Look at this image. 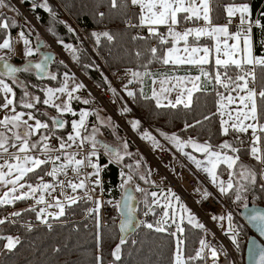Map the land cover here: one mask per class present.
I'll return each instance as SVG.
<instances>
[{"label": "snow or ice", "instance_id": "1", "mask_svg": "<svg viewBox=\"0 0 264 264\" xmlns=\"http://www.w3.org/2000/svg\"><path fill=\"white\" fill-rule=\"evenodd\" d=\"M128 3L129 0H121L124 8H127ZM210 3L211 0H130L132 6L139 8V13L136 14L139 23L138 25H131V21H128L129 24L134 27L146 28L149 34L148 37L137 35L133 39L147 40L151 37L158 41L160 47L152 46L150 48L151 58L148 60V64L156 61L174 67L187 65L195 67L199 72L198 75L194 76H168L165 74L159 81L153 79V84L157 82L160 84L159 92L153 88V98L156 100L158 107L171 106L172 108H176L182 105L185 108H189L191 107L193 94L206 91L203 82L206 81L213 84V92L216 97V112L212 113L211 116L218 115L220 117L222 135L247 133L251 130V142L246 150L247 154L264 165V123H261V120L264 119V113L260 111L257 103L258 99L264 103V76L261 78L260 89L257 91V76L255 71L257 66L264 67V55L257 56L254 54L251 34L253 24L260 26L262 29H264V25H261L260 19H256L255 21L250 20V8L247 3L227 4L224 7V11L228 23L222 25L214 24ZM111 6L116 8L118 6L117 0H111ZM5 7H8L6 0H0V8ZM32 7L34 9L41 7L50 10L47 0L39 4L33 3ZM237 14H239L240 23L237 25V31L231 33L229 26L232 23V18ZM103 15V13H100L101 17ZM182 20H203L204 23L202 26L185 27L182 31H179L177 30V26ZM160 26H165L166 32H161ZM9 27L10 24L6 21V18L0 14V29H7ZM92 35L96 37L97 43H99L101 36L106 37L109 41L113 39L112 35L108 32H94ZM19 36L23 39L25 45L24 55L31 56L34 49L28 47L29 40L24 36L23 32ZM202 38H207L213 43L202 44ZM229 41L233 42L229 43ZM261 43H264V41H261ZM64 47L73 53L74 59L77 58L75 56L76 49L72 45L66 44ZM0 49L11 50L9 38H3L2 42H0ZM140 55L141 53L138 52L137 56ZM50 59V56L43 53L40 63L32 65L31 62H28L21 69L13 66L5 56H0V66L3 69L0 70V93L5 94V102L0 104V108L7 109L13 105L14 100L9 98V94L15 95L13 88L5 82L3 77H11L13 78V82H15L17 72L29 71L33 67L43 74L46 72L47 63ZM143 67L145 69L143 72L132 69H128L127 72L136 80L154 75L148 71L147 64L143 65ZM56 78L55 75L51 76L53 80ZM129 83H132V80ZM189 84L191 85L190 87H188ZM81 87H83L82 84H77L69 91L67 73H65V80L60 88H48L45 90L46 98L43 103L54 107L62 116L63 113L72 111L69 101L73 98L79 99V97H73V93ZM220 89L224 91H220ZM112 91L115 90L112 89ZM173 91L177 93L174 101L169 98ZM57 92L67 93L68 100H65L62 104H56L54 101L57 98ZM127 94L129 96L134 95L132 91H128ZM29 95L27 91L24 92V97H28ZM33 99L38 100L39 98L33 97ZM162 99L167 100L166 105L162 104ZM20 103L28 109L34 107L33 103L27 102L23 98ZM84 103L88 104L89 101L85 100ZM123 111H128V109L125 108ZM12 113V115H5L3 119H0V159H3L4 155L11 157V159H3V163L0 164V184L13 186L8 192H5L3 197H0V205L11 204L18 200L35 197L38 194L36 204H44L47 207H40L37 211L33 206L26 209V211L35 212L37 220L41 222L46 223L49 217L58 218L63 216L66 206L76 204L78 200L92 199L87 191L88 183L91 182L98 186L100 184L99 174L102 170L101 166L93 159L97 157L98 148H102L110 157V163H120L125 156L132 155V153L127 151V141H123L117 146L100 141L97 139L99 129L95 125H93L91 132H88L86 120L90 113L87 111L82 110L79 113V119L71 122L72 131L68 134L67 138L57 137L58 147L50 145L49 133L55 136L54 129L65 127V121L60 116L51 118L50 127L48 122L37 119L32 112H19L13 107ZM25 115H27L28 119H23ZM211 116H205L204 120L210 119ZM29 121H34V123H29ZM101 123H104V121H101ZM130 123L135 130L139 127L140 122L134 120ZM200 123L201 121H196V124ZM193 126L186 124L185 128ZM41 130L44 131L42 132ZM37 135H39V139L34 140L33 137ZM141 135L142 139L151 142L154 148L160 147L159 141L150 132L144 131ZM161 135L174 145L177 151L187 157L198 170L205 172L221 195L232 196L234 194L235 200L241 201L245 199L242 193L249 191V185L255 184L256 173L248 165L241 162L240 149L234 147L228 140H224L219 145L214 146L207 141L199 143L191 138L183 140L175 133L171 135L161 133ZM235 138L239 140V136ZM240 143L243 144V141H240ZM74 146L86 149V152L81 154V152L71 151ZM186 147H191L195 152L202 153L203 159H198L192 153L185 151ZM9 148H15L16 151L9 153ZM54 153L56 154L54 155ZM140 163L141 161L135 162L136 168H139ZM49 164H51V168L45 174L53 179H56L60 175L67 177L69 171L73 173L72 177L61 180L58 183V187L65 196L64 201L53 198L55 202L49 203L46 200L45 194L51 195L49 190L55 191L56 186L45 182L43 177H40V183L36 186L27 184L28 191H21L20 195H13L16 192V185H19L21 190L25 188V184L20 183V181L29 173H35L37 169H42V167ZM221 166H224V172H226L228 177L227 180L221 179V176L224 174V172L220 171ZM104 167H107V165ZM126 167L130 170L133 169V165H126ZM84 168H92L93 172L82 176L81 172ZM237 168L239 171H237ZM92 176H95L96 179L90 181V177ZM121 176L125 177L120 185L124 189L123 216L119 224V243L116 244L111 252L114 261L121 259V245L125 243V233L135 224L136 210L131 204L135 198L126 187L132 180V176L127 175L123 171H121ZM140 178L147 182L145 176H141ZM261 178L264 179V171L261 172ZM65 188L70 189L73 194L77 193V190H84V196L67 195L63 192ZM262 188H264V185H262ZM92 190L94 191L95 189L93 188ZM136 191L144 192L145 190L137 186ZM150 195L153 198V204L160 203L156 192H152ZM202 195L207 198L210 193L205 191ZM173 200L179 206L181 221L186 219L190 225L197 229H204L205 227L180 202V198L169 189L164 196L163 213L156 222L155 230L157 232H166L169 220L176 224V231L171 233L173 237L177 238L171 264H196L197 261L204 260L209 256L214 262L218 255V249L213 247L205 238L199 240V247L195 249L194 255H185L186 241L177 235L179 233L182 236L185 229L180 223H176V205L173 204ZM95 203L97 207L90 209L89 212H99L100 201L96 200ZM117 206H120V202H117ZM243 206L247 208V204ZM52 207L58 209V212L50 213L47 211V208ZM12 215L18 217L20 213L15 212ZM247 218L258 229L260 235L264 236V210L253 208ZM6 219H0V224L5 223ZM213 219L228 220L232 243L238 246L236 231L232 227V215L229 213L226 216H214ZM97 226L99 227L98 218ZM146 226L149 229L154 227L151 223ZM28 227L30 230L31 225H28ZM0 239L6 241L4 248L8 250L15 248L20 242L19 237L13 236H0ZM97 243L99 247V235ZM249 253L252 264H264V246L252 241ZM96 264H103V257L101 255L96 256Z\"/></svg>", "mask_w": 264, "mask_h": 264}, {"label": "trees", "instance_id": "2", "mask_svg": "<svg viewBox=\"0 0 264 264\" xmlns=\"http://www.w3.org/2000/svg\"><path fill=\"white\" fill-rule=\"evenodd\" d=\"M58 3L60 9L71 17L74 24L79 28H83L88 40L91 41L93 48L97 53L101 55V60L104 66L108 69L114 77L118 78L121 70H138L145 71L143 65H148V71L153 73V77L167 74L168 76L173 75H187L193 74L198 75V70L193 66L175 67L172 70L167 69L164 64L154 61L148 64V60L151 58L150 48L152 46L160 47L158 41L155 38L149 37L145 39H133L137 35L134 34V30L128 29L125 26V21L130 18L134 23L138 22L137 15L134 9L124 8L121 4V0H117L118 6L113 8L111 6V0H53ZM44 0H21L23 9L33 18L36 25L45 31L47 37L51 42H61L63 44H70L76 49L75 56L69 50L65 53L68 57L66 58L75 67L76 71L83 75L89 84L93 88L102 90L105 88V82L101 79L97 68L93 66V62L90 54L87 50L79 44L68 28H65L59 18L62 15L55 8L51 1L47 0L48 8L46 10L41 7L33 8V3H43ZM8 7L0 8V14L10 24L7 29H0V42L3 38L11 37L17 29L23 31L25 37H36L34 31L26 29L28 23L25 17L21 16L20 11L14 4H11L6 0ZM229 3L243 4L247 3L250 8V18L260 19L261 25H264V0H211L210 7L212 8V21L214 24H224L227 21L224 7ZM13 13V14H12ZM103 13V17L100 16ZM14 22V25H13ZM108 32L112 35L113 39L109 41L106 37L101 36L99 43H97L96 37L93 33ZM252 41L253 51L257 56L264 55V29L260 26L253 25L252 27ZM205 40H201V43ZM141 53L137 56V53ZM13 64L24 63L22 60L17 58L10 59ZM51 70L55 74L56 82H51L50 86L56 88L59 84H63L62 77L67 73L71 72V69L61 63L58 58L51 65ZM257 76V91L260 89V82L262 76H264V67L257 66L255 68ZM33 71H22L19 72V78L25 83L26 87L30 85H36L38 90L37 108L40 110L46 109L43 104L44 95L42 92V85L48 83L45 80H37ZM128 78L134 79L128 72ZM150 77H143L142 79L135 82L133 89V96L127 95L128 104L131 106L130 110L124 111L123 113L129 119V123L134 120H138L139 127L133 129L137 134H142L144 131L150 133L155 132L156 135L161 133H175L183 140L189 138L196 140L199 143L209 142L212 145H219L224 140H228L232 145L240 149L239 155L241 162L248 165L256 173V182L254 185H249V191L242 193L247 202H250L254 206L264 207V188L260 178L257 177L256 170L259 168L257 162L247 154L248 147L245 145V140H237L236 133H230L228 135H222L219 124V116H211L212 113L216 112L215 104V93L213 92V84L203 82L206 87L204 92H196L193 94L191 107L185 108L183 106H177L176 108L162 106L158 107L154 103L153 99L149 96L148 91ZM11 85V84H10ZM219 87V86H217ZM14 104L13 107L17 110H22L25 113L32 112L33 115L41 121L48 122L51 127V121L48 117L42 114V112L34 109H24L18 104L17 98L20 94V90L13 87ZM36 89V88H34ZM220 91H224L220 89ZM73 97H79V99H71L69 105L73 108V113L63 114L60 117L65 121V127L62 129H54V138L58 142L57 137L68 136L70 133V122L72 119L77 118L76 113L82 110L84 107H90V100L85 94L77 93ZM85 98L89 103H81L80 100ZM2 100L0 98V104ZM260 111L264 113V103L259 99L257 100ZM205 116H211L210 119L204 120ZM196 121H201L200 124H196ZM264 123V119L261 120ZM111 128L117 131L116 126L113 125L112 120L110 121ZM194 125L193 127L185 128V125ZM131 125V123H130ZM103 127V126H102ZM103 130L105 127H103ZM109 132V131H107ZM106 133V132H105ZM117 135L120 136L119 131ZM51 134V133H49ZM111 132L106 134V138H110ZM39 137V135L34 136ZM33 137V138H34ZM243 141V144L240 143ZM130 147L132 145L128 142ZM231 154V153H230ZM46 167L37 169L35 173H29L24 179L26 182L33 185L34 181L40 176H44ZM223 168L220 169V171ZM238 170V168H237ZM104 171V170H103ZM223 172V171H222ZM118 171L113 165L107 167V171H104V176L107 178L108 183L104 184L105 189L112 188L116 181V175ZM150 182V180H149ZM150 186L152 183H149ZM148 184V185H149ZM148 192H151L148 191ZM146 196V203L144 201V207L147 210L149 216V222L154 225L152 229L146 226H140L134 235L125 238V243L121 245V259L114 261L111 256L112 250L116 244L119 243L120 233L117 228V219L119 211L115 208L109 226H97L94 218L88 220H79L87 208V204H80L77 202L73 206L65 210V214L59 218V221L66 218V215L70 216L71 220H77L75 227L67 223L53 224L51 228L36 226L30 230H22L15 234L19 237V243L15 248L8 250L5 249L3 239H0V264H96V256L101 255L103 257V264H171L173 252L175 250V237L171 235L174 232L172 226H167L166 232H157L155 230L156 222L160 215L161 209L156 206H151L148 194ZM112 200H119L120 197L113 190L110 195ZM235 195L224 196L225 204L231 209L233 205H238L244 201H234ZM26 203L25 200H18L14 207H20ZM4 207L0 206L2 211ZM136 215L139 218L140 209L137 204ZM151 209V210H150ZM237 211V209H236ZM23 213L31 215L29 211H23ZM239 217V215H238ZM240 218V217H239ZM241 219V218H240ZM88 221L90 222L88 224ZM61 223V224H60ZM234 223L240 231L241 242H238V258L242 264L243 248H245V241L251 232L242 225L238 218L234 219ZM185 229L183 235L180 238L185 239V255H194L195 249L199 247V240L201 239V229H197L190 225L185 220L180 223ZM14 227L6 223L0 224V236H9L13 234ZM99 235V247L97 243V237ZM240 255V256H239ZM196 264H205L204 260L197 261ZM206 264H231L229 258H223L219 262H207Z\"/></svg>", "mask_w": 264, "mask_h": 264}, {"label": "built area", "instance_id": "3", "mask_svg": "<svg viewBox=\"0 0 264 264\" xmlns=\"http://www.w3.org/2000/svg\"><path fill=\"white\" fill-rule=\"evenodd\" d=\"M11 1L13 4H15L16 8L20 11V14L22 13V15L24 16H28L29 14L23 9V5L21 4V0H8ZM49 1H53V0H49ZM20 4H19V3ZM54 2V1H53ZM128 7L129 9H134L135 12L139 13V8L138 7H134L130 4V0L128 3ZM59 10V14L62 15V18L65 23H62L64 25L65 28H68L70 30V32L72 33L73 37L75 38V40L81 44L88 52V54H90L91 59L93 61V65L94 67H96L99 75L101 76V79L104 80L105 82V88H103L102 90H100L101 94L98 93L97 97L101 98L102 96H110L113 95V92L111 91L112 87H117L116 85V80L114 79V76L107 71L108 69L106 68V66L103 65L102 60H101V55L98 54L96 52V50L93 48L92 43L89 42V40L87 39V35L84 31L83 28H79L78 26H76L73 22V20L71 19V17L67 14H65L63 11L60 10V8H58ZM21 15V16H22ZM23 16V17H24ZM250 18V17H249ZM253 19V18H252ZM250 18V20H252ZM128 21H131L130 18H128L125 21V26L128 29H133L135 30L136 35H140V36H144V37H148V31L146 28H142V27H134L131 25H138L139 22L134 23L133 21H131V25L129 24ZM252 21H255L252 20ZM228 23V20H227ZM240 20H239V14H237L235 17L232 18V23L229 26V31L231 33H235L237 31V25H239ZM185 27H198V26H202L203 25V21L199 20V21H185L184 22ZM255 25V24H253ZM184 27V28H185ZM167 29L165 28V31ZM177 30L181 31V28H178L177 26ZM20 29H17V31L11 36L9 37L11 44L13 45V47H11V53H12V57H16L17 59L19 58V55H24V50H25V45L24 43L21 41L20 36H19ZM19 39V40H18ZM66 45V44H64ZM64 45H60L61 48L66 49L64 47ZM52 51H55L53 49H51ZM56 53V51H55ZM128 72L127 70H121L119 77H118V87H121L123 84L124 89L128 90V91H132L135 87V82L130 79L127 78ZM132 80V83H129V81ZM127 86V87H125ZM108 98V97H106ZM96 101V100H95ZM93 99H92V103L96 104ZM108 104L112 103L113 101L111 100H107ZM114 103V102H113ZM105 103L104 108L107 107L108 109H110V106ZM106 110V108H105ZM107 111V110H106ZM108 112V111H107ZM109 115V113H108ZM121 122L120 119H118L117 123ZM119 124V123H118ZM106 134H108L106 132ZM50 139H49V143L52 147H58V142L56 141V139L54 138V136H52L51 134H49ZM236 136H239L240 139H244L245 140V145L247 147H249L250 142H251V134L250 133H236ZM159 144L160 147H156L154 148L152 143L151 144H146L143 141L137 139H134L133 142L135 144H137V147L143 152V155L146 156V161L148 163V165L150 167H152V169H154V171H156L154 173V175L152 176V181L153 184L151 187L156 188L160 185H164V181L168 182L169 187H171L172 190H174L175 192L181 194L183 196V198L185 200H187L188 202H190L189 198L192 197V194H196L198 195L197 199H195L192 203V205L196 208H198V212H200L201 216H202V220H203V225L205 226L204 229H201V233L202 236L201 238H205L213 247L218 249V255L217 258L215 259L214 262H219L221 259L223 258H229L230 262L232 261L231 258V253L232 251L230 250L231 248L229 247V245H227L226 241H225V237H224V233L222 232L221 229H217L216 227H214V225L212 224L211 219H213L214 216L219 217L222 216L221 213V209L222 207H224L225 211H230L228 208V206L223 205V203L218 199L216 200L214 198V196H212L211 194L205 198L200 192H205V190H203L202 188H200V186L198 184H200V180L197 179L196 174L193 172V170L191 168H189L181 159V157L179 155H177L169 146V144L167 142H162L160 140ZM72 151H77V152H81V154H84L86 152V149H74ZM35 154V153H34ZM56 153H54L55 155ZM7 155H4L3 159L6 158ZM79 158V157H78ZM3 159H0V164L3 163ZM95 162H97L100 166H101V171L99 174V179H100V184L94 185L93 183L89 182L88 183V193L89 195L92 197V199L87 200V199H81L78 200V202L80 204L86 203L87 204V208L84 210L81 220H88L89 218H94L96 220L97 223V218L99 220V225L100 226H109L111 223V220L113 219L112 214L116 208L115 205H113V203L116 202V200H112L110 195L112 193V191L114 190L118 196H120L123 192L124 189H122L120 187L123 179L125 177L121 176V171H123L124 173H126L128 175V173H130L129 170H123L120 166L117 165L116 162H109L110 161V157L104 152V150L102 148H98V152H97V157L93 158ZM258 164L260 165L258 170H257V177L261 178V172L264 171V166L261 165L259 162ZM105 165H107V167L109 165H113L116 170L118 171V174L116 175V181H115V185L112 186V188H108L105 189L104 184H107V178H105L104 171H107V167H104ZM51 168V164L47 165L46 167V171H49ZM104 170V171H103ZM89 172H93L92 168H84L82 169L81 175L83 176L86 173ZM44 173V174H45ZM73 176V173L71 171L68 172V176L65 177L64 175H60L58 176L56 179H53L52 177L47 176L46 174L43 177V180L45 182L48 183H52L54 186H56V190L52 191L51 189L49 190L51 192V195H48L47 193L45 194V198L49 203H54V199L53 198H58L61 201L65 200V196L64 194H62V190L58 187V183L61 180H65L66 178H70ZM155 176L159 179V182H157V180H155ZM154 177V178H153ZM96 177L92 176L90 177V181L95 180ZM36 182L39 184L40 183V176L36 179ZM155 183V184H154ZM132 185V189L137 193V196L139 197L138 200V206L140 209V213H139V218L138 221L141 223L140 226H146L147 224H149V216L147 214V210L144 207V201H143V196H142V192L140 191H136V185L130 183ZM139 187L141 189H144V185L139 184ZM95 189L94 191L92 189ZM200 191V192H199ZM64 193H66L67 195H79L81 197L84 196V190H77V193L73 194L71 192L70 189L65 188L63 190ZM36 198H38V194L35 197H32L30 199H28V201H26L24 206L21 207H8V209H5L2 213V215L0 214V219H5V223L8 225H11L14 227V233L17 234L19 232H21L22 230H29L28 225H31V229L35 228L36 226H41V227H46V228H51L52 225L54 224H59L58 222L61 223H67L69 225H72V227H75V222L77 220H71L69 215H66L65 219H62L61 221H59V218L61 217H49L47 219V222H41L40 220H37L36 218V214L33 211H29L31 213V215L28 216V214L23 213V211H25L26 209H29L31 207H35L36 210L38 211L40 207H47L44 204H40L37 205L36 204ZM152 199V197H151ZM150 199V200H151ZM99 200L100 201V205H99V212H89L90 209H95L97 207L95 201ZM74 205V204H73ZM71 205V206H73ZM71 206H66L65 210ZM47 211L50 213H56L58 212V209H56L55 207L52 208H47ZM15 212H19L20 216H13L12 213ZM208 217H211V219H209ZM215 221L216 224H222L224 222V220H219V219H213ZM60 223V224H61ZM90 222L88 221V224ZM243 225V224H242ZM244 226V225H243ZM147 227V226H146ZM246 227V226H244ZM247 228V227H246ZM240 238V237H239ZM242 238H240L241 242ZM238 248V246H237ZM237 257H238V253H237ZM240 260V259H239ZM207 262H213V260L211 259V257H207L206 259H204V263L206 264ZM240 262V261H239ZM241 264V263H240Z\"/></svg>", "mask_w": 264, "mask_h": 264}, {"label": "rangeland", "instance_id": "4", "mask_svg": "<svg viewBox=\"0 0 264 264\" xmlns=\"http://www.w3.org/2000/svg\"><path fill=\"white\" fill-rule=\"evenodd\" d=\"M18 1V0H17ZM11 4H13L11 1H9ZM19 3V2H18ZM51 3H53L54 4V6H55V8L57 9V10H59L58 8H60V6H59V4L58 3H56V2H51ZM20 4V3H19ZM15 5V4H14ZM61 10V9H60ZM62 11V10H61ZM13 14V13H12ZM21 15H22V13H21ZM22 16H24V15H22ZM27 20V24H26V29H31V30H33L34 31V34H36V37H32V38H27L28 40H29V45H28V47H31L32 49H34V52H33V54L31 55V56H25V55H19V60H22L23 62H26V61H29V59L30 58H35V59H38V53H37V49H36V46L38 45V41H40L41 39H43V42H45V45H44V49H47V50H51V49H53V50H55L56 51V55H58L59 57H57L58 59H59V61H61V63H63L64 65H66L67 67H69L70 69H71V72L69 73V75H67V79L69 78V76L72 74L73 76H72V78H71V80H72V82L69 84V86H68V90L69 91H71V89H72V87H75V85H77V84H82L83 85V87H81L78 91L79 92H77V93H83V94H85V95H87V97L89 96V99L91 100V102H92V99L96 102V104L97 105H99V106H101L102 108H103V110L105 111V113L108 115V113H109V118H112V123H113V125L114 126H116V128H117V131H119V135L120 136H118L117 134V131H114V129H113V127L109 130L108 129V127L107 128H105V129H107V130H105L104 132H107V131H109V132H111L112 134H111V136H110V138H109V140L111 141L112 139H116L115 141H116V144H118V145H120L123 141H127V143L129 142L131 145H132V147H130V145L128 144V149H127V151L128 152H130V153H132V155L131 156H125L124 157V159H123V161L122 162H120V163H118L119 164V166L123 169V170H129L130 171V173H128V175H131L132 176V180L129 182V184L130 183H132V184H134V185H136L135 187H137V186H139V184H142V185H144V192H142V196H143V198H145L146 199V193L148 194V196H149V192L148 191H150V190H152V192H156L157 194H158V199L160 200V203L159 204H153L152 203V199H151V196H149V201H150V203H152V205H154V206H156V207H158V208H161L162 210H163V204H164V196L167 194V192H168V190L169 189H171V187H169V186H167L168 185V182H165L164 181V185H160L159 186V188L158 187H156V188H153V187H151L150 188V182L152 181V176L154 175V173L156 172V171H154V169H152V167H150L149 165H148V163H147V159H146V156H144L143 155V152L137 147V144H135L134 142H133V140L134 139H139V140H141V141H143L144 143H146V144H151V142H149V141H147V140H145V139H142V135L141 134H137V132H134L133 131V128H132V126L130 127V125H129V123L127 122L128 121V118H127V116L123 113L124 111H123V109H125V108H127V109H129L130 110V108H131V106L128 104V100H127V98H126V96L128 95L127 93H128V90H126V89H124V87H123V84H121L122 86L121 87H118V78H116V77H114V79L116 80V85H117V87H112L111 88V91H112V89H114L115 91H112L113 92V94H114V98H111L112 97V95H110V96H102L101 95V98L100 97H97V95H98V93L99 94H101L100 92V90L99 89H97V88H93L89 83V80H87L83 75H81L79 72H77L76 71V69H75V67H73L72 66V64L69 62V60H67L66 58L68 57L65 53L68 51V49H63V48H61V46L60 45H64L63 43H61V42H51V40L47 37V35L45 34V31L43 30V29H41V28H39V26L38 25H36L35 24V22H34V20H33V18L32 17H28V16H24ZM59 20H60V23L62 24V23H65V21L63 20V19H60L59 18ZM203 21V20H202ZM204 23V22H203ZM66 24V23H65ZM63 25V24H62ZM64 26V25H63ZM21 32H23L22 30H21ZM20 34V33H19ZM134 34H136L135 33V30H134ZM19 39H21V38H19ZM18 39V40H19ZM87 39H88V37H87ZM21 41L23 42V39H21ZM89 42H91V41H89ZM204 42V41H203ZM233 41H229V43H232ZM24 43V42H23ZM211 43H213L212 41H211ZM202 44H206L205 42L204 43H202ZM11 47H13V45H11ZM12 56V53L10 52V53H8V51H5V50H2V51H0V56H5L7 59H9L10 57V55ZM99 54V53H98ZM55 60H56V58H55ZM55 62V61H54ZM53 62V63H54ZM93 62V61H92ZM20 64V63H19ZM94 66V65H93ZM50 67H51V65H50ZM49 67V68H50ZM32 70V69H31ZM33 73V72H32ZM52 75H55L53 72H52V70H51V68H50V71H48L47 72V76H46V78L44 79L45 80V82L47 81L48 83H46V84H43L42 85V87H41V89H42V94H43V90L45 89V88H47V87H49V88H53V89H57V87H60L62 84H59V86H57L56 88H54V87H52V86H50L49 84H52L51 82H56L55 80H53V79H51V76ZM114 76V75H113ZM129 76L127 75V78H128ZM65 79V75L62 77V80H64ZM131 79V78H130ZM134 82H136V81H138V80H136V79H132ZM10 82V81H9ZM63 82V81H62ZM11 83V87L13 86V87H15L16 89H19L20 90V94L18 95V97L19 98H17V100H18V104H20L21 105V103H20V101H21V99L23 98V88H21L22 86H20L21 84H19L17 81L16 82H13V81H11L10 82ZM25 87V86H24ZM34 88H36V89H34ZM36 90H38V87L35 85H30L29 87H26L25 88V91H27L30 95H32L33 97H38V95L36 94ZM76 93V94H77ZM63 94H65V96L67 95V93H63ZM75 93H73V95H74ZM44 95V94H43ZM44 97H45V95H44ZM44 97H43V101H44ZM106 97H108V98H106ZM0 98H1V100H2V103L1 104H3L4 103V97H2V94L0 93ZM14 99V98H13ZM31 99H33V98H31ZM107 100H111V101H113L111 104L109 103L108 104V102H107ZM116 100V101H115ZM27 102H29V101H27ZM31 103H33L34 104V107L32 108V109H34V110H37V111H40V112H42V114L43 115H45L46 117H48L49 119H50V121H51V118H53V117H57V116H60L61 114L60 113H58V112H56V110L54 109V108H52V107H49L48 105H46V104H44V106H45V108L46 109H44V110H42V109H38L36 106H37V100H32V101H30ZM105 103L106 104H108L109 106H110V109H108L107 107H105L106 108V110L108 111H106L105 110V108H104V105H105ZM96 104H95V106H96ZM23 107V106H22ZM71 107V106H70ZM11 108V106L9 107V108H7V109H9V112H12V108H13V105H12V108ZM24 109H28V108H25V107H23ZM71 109H72V111H73V108L71 107ZM16 110V109H15ZM17 111H18V109H17ZM22 111V110H21ZM22 112H24V111H22ZM25 113V112H24ZM226 118V117H225ZM118 119H120L121 120V122H118L117 123V121H118ZM219 124H220V117H219ZM70 127H71V125H70ZM103 129V128H102ZM42 132L44 131V130H41ZM109 132H107V133H109ZM248 132H251V130H249ZM157 140H160V141H164L165 142V137L163 136V135H161V134H159V135H156V133L155 132H153V133H151ZM165 134H168V135H171V134H169V133H165ZM34 140L35 139H39V137H34L33 138ZM168 141V140H167ZM166 141V142H167ZM168 143H169V141H168ZM170 144V148L175 152V149H174V145H172L171 143H169ZM186 149L187 150H189V152L190 153H192V155H195L198 159H203V154L202 153H198V152H195L191 147H186ZM123 151V150H122ZM176 153V152H175ZM177 155H179L180 157H181V159L183 160H185V162H184V160H183V162L189 167V168H191L192 170H193V172L196 174V177L200 180V184H198L199 186H200V188H202L203 190H205V191H207L208 193H210L212 196H214V198L216 199V200H220L222 203H223V205H226L225 204V200H224V196L225 195H221L220 193H219V191H218V189H217V187L215 186V185H213L212 183H211V180H210V178L207 176V174L205 173V172H203L202 170H198L197 168H196V166L191 162V161H189L188 159H187V157H185L183 154V156H184V158H183V156L182 155H180L179 153H176ZM141 158H142V160H141ZM255 162H257L255 159H253ZM136 161H141V163H140V166H139V168H136V165H135V162ZM258 163V162H257ZM126 165H133V169H129L128 167H126ZM259 165V164H258ZM262 165V164H261ZM260 166V165H259ZM264 166V165H263ZM221 168H223L222 170H221V172L223 171L224 172V166H221ZM6 170V169H5ZM258 170V169H257ZM257 170H256V172H257ZM237 171H239V169L237 170ZM149 173H150V175H149ZM141 176H145L146 178H147V182L145 181V180H142L140 177ZM154 178V177H153ZM260 178V177H259ZM221 179H224V180H227L228 179V177H227V174H226V172H224V174L221 176ZM149 180H150V182H149ZM155 180H157V182H159V179L155 176ZM260 182L262 183V185H264V179H262V178H260ZM36 181V180H35ZM34 181V182H35ZM20 183H24L25 184V190H23V191H26V188H27V184H30V183H28V182H26V180L25 179H23V180H21L20 181ZM152 184H153V182H151ZM129 184L127 185V186H129ZM149 184V185H148ZM155 184V183H154ZM33 185H34V183H33ZM126 186V187H127ZM152 186V185H151ZM13 186L11 185V188H12ZM16 187V192L15 193H13V195H20L21 194V192H20V188H19V185H16L15 186ZM28 190V189H27ZM5 189L3 188V186H2V184H0V197H3L4 196V194H5ZM171 191L173 192V193H175V195L176 196H178L179 198H180V202H182L184 205H185V207H187L190 211H191V213L192 214H194L195 216H196V218H197V221L199 222V223H203V220H202V216H201V214H200V212H198V208H196V207H194L193 205H192V203H193V201L195 200V199H197V197H198V195H196V194H192V197H190L189 198V200H190V202H188L187 200H185L184 198H183V196L181 195V194H179V193H177V192H175L174 190H172L171 189ZM200 192V191H199ZM145 193V194H144ZM201 194H202V192H200ZM145 199H144V201H145ZM151 199V200H150ZM234 201H235V198H232V202H233V204H234ZM243 201V200H242ZM118 202H120V206L118 207L117 206V202H115V203H113V205H115L116 207H117V210L119 211V215L120 214H122L123 213V211H122V209H123V199H121V200H118ZM16 203V201L15 202H13V203H11V204H4V205H0L1 207H6V208H3L2 209V211L0 210V214L2 215V213H3V211L5 210V209H8V207H12L13 206V204H15ZM145 203H146V201H145ZM247 203V201L244 199V201L240 204V206H238L237 204L236 205H233V207H231V209H229L230 211L228 212V211H225L224 209V207H222V209H221V215H224V216H226L227 214H231L232 215V227H233V229L236 231V240H237V242L238 241H240V238H239V236H240V231H238V228L236 227V225H235V223H234V219L236 218H238V220L239 221H241V219L238 217V213H237V211H236V209H241V208H243L244 206V204H246ZM131 204H132V206L134 207V208H136V200H133L132 202H131ZM173 204L174 205H176V223H182V221L180 220V209H179V206H178V204H177V202L175 201V200H173ZM25 205V203L24 204H22L21 206H24ZM20 206V207H21ZM227 206V205H226ZM229 208V207H228ZM136 210V209H135ZM170 212H171V210H170ZM163 213V212H162ZM162 213H161V215H162ZM161 215H160V217H161ZM160 217H158V220L160 219ZM209 219H211V217H208ZM184 221V220H183ZM185 221L187 222V220L185 219ZM211 221H212V224L214 225V227H216L218 230L219 229H221L222 230V232L225 234L224 235V237H225V241H226V243H227V245H229V247L231 248L230 250L232 251V253H231V258H232V261H231V264H240V262H239V258L237 257V245L236 244H233L232 243V239H231V234H230V232H229V222H228V220L227 219H225L224 220V222L222 223V224H216L215 223V221L213 220V219H211ZM169 224L170 225H167V226H172V228L174 229V231H176V224H174V223H172V221L171 220H169ZM166 226V227H167ZM178 235V237H180L179 236V233L177 234ZM9 236H13V237H16V235H15V233H14V231H13V234L12 235H9ZM176 237H175V242H176ZM4 247V246H3Z\"/></svg>", "mask_w": 264, "mask_h": 264}, {"label": "crops", "instance_id": "5", "mask_svg": "<svg viewBox=\"0 0 264 264\" xmlns=\"http://www.w3.org/2000/svg\"><path fill=\"white\" fill-rule=\"evenodd\" d=\"M256 20V18L254 17L252 20ZM184 22L185 21H181V23L178 25V28H181V31L184 29V27H185V24H184ZM227 23V22H226ZM226 23H224V24H226ZM165 26H160V31L161 32H166L165 31ZM20 32H21V30H20ZM201 40H205L206 42H207V44H211V40H209V39H207V38H202ZM12 45V44H11ZM181 47H182V44H181ZM2 50H5V51H8V53H10L11 52V50H7V49H0V51H2ZM10 55V54H9ZM10 58H9V60L10 59H15L14 57H12L11 55L9 56ZM29 60H36L35 58H30ZM164 66H166L167 67V69H170V70H172L173 68H175V67H185V66H172V65H164ZM31 70V69H30ZM31 71H33V70H31ZM20 72H22V71H20ZM19 72L18 73H16V76H15V82L17 81L19 84H21L20 86H22L21 88H23V99L24 100H26V101H32V100H34V99H31V98H33V96L32 95H29L28 97H24V92H25V88H26V86H25V83H23L22 82V80L19 78ZM187 75H193V74H187ZM72 74L69 76V78H68V86H69V84L72 82V80H71V78H72ZM173 76H179V75H173ZM180 76H185V75H180ZM194 76V75H193ZM150 77V80H149V87H148V91H150V93H149V96L153 99V101H154V103H156V100L153 98V88H155L156 89V91L157 92H159V90H160V84L157 82L156 84H153V79H156L157 81H159L160 79H162L163 77H164V75H160V76H158V77H153V76H149ZM3 79L5 80V82L6 83H8L9 85L11 84L10 82L11 81H13V78H11V77H3ZM65 80V79H64ZM64 80H62L63 82H64ZM10 81V82H9ZM63 85V84H62ZM61 85V86H62ZM25 86V87H24ZM60 86V87H61ZM191 85L189 84L188 85V87H190ZM60 87H57V89L58 88H60ZM49 87H47V88H45L44 90H43V94L45 95V97H44V99L46 98V92H45V90L46 89H48ZM51 89H53V88H51ZM80 89V88H79ZM78 89V90H79ZM76 91L75 92V94L77 93V92H79V91ZM2 94V97H4V93H1ZM176 91H173L171 94H170V96H169V98L170 99H172L173 101L175 100V96H176ZM56 99H55V103L56 104H62L65 100H68V96L66 95L65 96V94H63V93H59V92H57L56 93ZM9 98H11V99H13L14 98V96H12L11 94H9ZM88 98H89V96H88ZM111 98H114V94L112 95V97ZM88 100H90V99H88ZM85 101V98H83V99H81L80 100V102L81 103H83ZM116 101V100H115ZM5 102V101H4ZM162 104H167V100H163L162 99ZM157 105V104H156ZM22 106V105H21ZM49 107H52L51 105H48ZM90 107H84L82 110L83 111H87V112H89L90 114H89V116L87 117V120H86V124H87V126H88V132H91V130H92V127H93V125H95L98 129H99V132H98V135H97V139L98 140H100V141H103V142H105V143H108V144H111V145H114V146H117L118 144H116V139H112L111 141L108 139V138H106L105 136H106V133L104 132L105 130H103L102 128L103 127H105V128H107L108 127V129L110 130L111 129V126H110V122H109V116L105 113V111L103 110V108L101 107V106H99V105H97L96 104V106H95V104H93L92 102H91V100H90V105H89ZM182 106V105H181ZM10 107V106H9ZM162 107V106H161ZM168 107H171V106H168ZM11 108H12V105H11ZM10 108V109H11ZM52 108H54V107H52ZM55 109V108H54ZM12 110V109H11ZM56 110V109H55ZM82 110H80V111H78L77 113H76V117L77 118H75V119H72V121L73 120H78L79 119V113L82 111ZM17 111V110H16ZM19 112H22L21 110H18ZM57 112V111H56ZM24 113V112H23ZM70 113H73V111H71V112H66V113H63V114H70ZM13 113L12 112H9V109H5V108H0V119H3V117L5 116V115H12ZM98 117H99V119H98ZM23 119H28V117H27V115H25L24 117H23ZM112 120V118H110V121ZM71 121V122H72ZM101 121H104V123H101ZM71 122H70V125H71ZM128 123H129V119H128V121H127ZM29 123H34V121H29ZM129 125H130V123H129ZM103 126V127H102ZM130 127H131V125H130ZM72 131V129H71V127H70V132ZM248 133H250L251 134V132H248ZM66 138H67V136H66ZM167 140H165V142H166ZM167 143H168V141H167ZM170 143V142H169ZM168 143V144H169ZM170 145V144H169ZM74 149H77V147L76 146H74L72 149H71V151L72 150H74ZM79 149V148H78ZM174 149H175V152L176 153H179L180 155H182L179 151H177L176 150V148L174 147ZM16 151V149L15 148H9V153H13V152H15ZM185 151H187V152H189V150H187L186 148H185ZM183 156V155H182ZM183 158H184V156H183ZM5 159H11V157L9 156V155H7L6 156V158ZM184 160V159H183ZM184 162H185V160H184ZM117 165L119 166V164L117 163ZM198 179V178H197ZM199 180V179H198ZM38 183L35 181L34 182V185L33 186H36ZM2 186H3V188L5 189V191L4 192H8L9 191V189L11 188V185H4V184H2ZM23 190H25V188L24 189H22V190H20V192L21 191H23ZM26 191H28L27 190V188H26ZM150 193H152V190H151V192H149V196H151L150 195ZM145 194V193H144ZM30 198H32V197H29L28 199H30ZM28 199H24L25 201H28ZM150 205L151 206H153L152 205V203H150ZM161 209V208H160ZM163 212V210L161 209V212H160V215H161V213ZM160 215H159V217H160ZM168 225H170L169 223H168ZM5 241V240H4ZM5 243H6V241H5ZM4 243V244H5Z\"/></svg>", "mask_w": 264, "mask_h": 264}, {"label": "water", "instance_id": "6", "mask_svg": "<svg viewBox=\"0 0 264 264\" xmlns=\"http://www.w3.org/2000/svg\"><path fill=\"white\" fill-rule=\"evenodd\" d=\"M44 45H45V42H43V39L38 41V45L36 46V49H38L37 53H38L39 57L36 60H29V61H26L24 63H20V64H16V65L13 64L11 61H9V59H8V61L13 66L23 69L28 62H31L32 65H35L36 63H40L42 61V54L46 53L48 56L51 57V59L47 63L46 72L41 74L34 67L31 68L33 70L34 77L39 81H43L47 76V72L50 71V68H49L50 65H52V63L55 61V58L58 57L56 55L55 51L44 49ZM0 70H3L2 66H0ZM127 188L131 191L132 195L134 196V198H135L134 200H137V196H135V193L132 191V188L130 186H127ZM123 193H124V190L122 192L121 199H123ZM246 204H247V208L243 207L241 209H237V213H238L239 217L242 219V224L244 226H246L248 228V230L251 232V234L248 235V237L246 238V241L244 243L245 244V248H243L244 260H242V264H252V261L250 260V253H249L250 244L252 241H255L257 244L264 246V236L260 235L258 229L254 226V224L252 222H250L248 220L247 217L253 208H256L258 210H264V207H262V206L257 207V206L251 205L250 202H247ZM136 206H137V201H136ZM122 216H123V213L120 215L118 213L117 228H118L119 233H120L119 224H120V221L122 219ZM136 225H138V226H136ZM139 226H140V222L138 221V217H137L136 211H135V224L133 227H131L125 233V238H128V236H130L132 234L134 235V233L137 231Z\"/></svg>", "mask_w": 264, "mask_h": 264}, {"label": "bare ground", "instance_id": "7", "mask_svg": "<svg viewBox=\"0 0 264 264\" xmlns=\"http://www.w3.org/2000/svg\"><path fill=\"white\" fill-rule=\"evenodd\" d=\"M18 73V72H17ZM113 217H115V216H113ZM113 221V220H112ZM240 256V255H239ZM244 260V259H243Z\"/></svg>", "mask_w": 264, "mask_h": 264}]
</instances>
